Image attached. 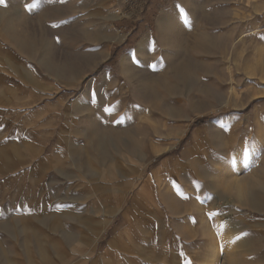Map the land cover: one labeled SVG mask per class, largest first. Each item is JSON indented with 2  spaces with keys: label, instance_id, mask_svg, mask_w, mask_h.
I'll use <instances>...</instances> for the list:
<instances>
[{
  "label": "rangeland",
  "instance_id": "374dc122",
  "mask_svg": "<svg viewBox=\"0 0 264 264\" xmlns=\"http://www.w3.org/2000/svg\"><path fill=\"white\" fill-rule=\"evenodd\" d=\"M0 264H264V0H0Z\"/></svg>",
  "mask_w": 264,
  "mask_h": 264
},
{
  "label": "bare ground",
  "instance_id": "6f19581e",
  "mask_svg": "<svg viewBox=\"0 0 264 264\" xmlns=\"http://www.w3.org/2000/svg\"><path fill=\"white\" fill-rule=\"evenodd\" d=\"M254 31H255V29H253ZM23 41V40H22ZM39 112H40V110H37V112L36 113H38L39 114ZM54 114V113H53ZM105 136L104 135H98L97 136V138H95L94 140H95V142L98 144V149H99V153L100 154H104L103 153V150H105V148L103 147V144L105 143ZM105 146V145H104ZM105 152V151H104ZM243 181V180H242ZM240 188H242V187H240ZM242 190V189H241ZM240 191V190H239ZM243 191V190H242ZM242 191H240V192H242ZM121 211V206H118L117 207V209L116 210H114V212H115V215L118 213V212H120ZM124 215L126 216L127 215V213L126 212H124ZM111 222V220L109 219V220H107V219H105L104 220V223H105V225H107V224H109ZM114 242V241H113Z\"/></svg>",
  "mask_w": 264,
  "mask_h": 264
}]
</instances>
